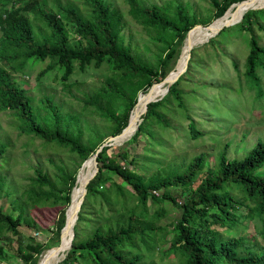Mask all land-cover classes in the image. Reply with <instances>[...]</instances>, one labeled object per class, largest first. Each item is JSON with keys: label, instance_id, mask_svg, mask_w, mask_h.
Here are the masks:
<instances>
[{"label": "trees", "instance_id": "obj_1", "mask_svg": "<svg viewBox=\"0 0 264 264\" xmlns=\"http://www.w3.org/2000/svg\"><path fill=\"white\" fill-rule=\"evenodd\" d=\"M125 1L131 18L143 27L154 29L156 38L163 40L164 47L157 54L156 62L143 59L124 40L123 12L109 0H81V3L52 0L51 7L41 0H0V110L10 112L20 132L39 137L46 145L52 143L65 147L83 161L94 153L105 137L120 132L127 124L133 105L138 101V92L145 93L153 82L160 81L174 67L186 42L184 38L188 29L196 23L209 24L212 19L220 17L230 4L240 0H211L212 13L205 17L188 10L179 0H171L167 4ZM172 5L174 8H171ZM241 5L237 6L240 8ZM232 10L236 9L231 8L229 12ZM32 17L38 20L41 27L34 24ZM263 20L264 7L246 9L239 21L223 26L209 38V42L216 45L220 39L224 41L227 38L217 36L223 29L249 33L244 69L238 77L243 74L245 84L255 90L253 98L261 99L262 104L264 88L259 72H264V42L260 41L255 28L264 30ZM70 28L74 34L72 41L68 33ZM205 32L206 29L202 31L203 34ZM190 51L185 71L168 86L162 97L147 102L146 110L140 114V121L130 136L113 154L108 152V144L97 153L98 169L86 183L70 247L53 264H152V259H144L154 252V235L164 236L162 226L155 224L154 218L158 219L165 213L160 204L166 200L179 208V215L172 221L173 231L169 239H161L163 250L160 252H174L177 264H264V244L253 235L237 234L235 227L241 216L257 217L264 226V140L258 139L241 157H228L224 147L217 152L213 166L206 168L199 177L206 158L204 151L194 154L187 161L176 163L174 158H170L164 163L145 148L149 162L158 164L156 170L146 175L129 166L134 159L128 144L136 143L141 137L148 138L151 145L162 144L155 135L153 125L173 127L165 113L172 103L188 115L189 135L195 138L203 134L194 118L185 112V98L189 93L179 86L186 76L192 80L193 86L198 82L192 77L195 68L199 67V59L195 55L197 48ZM36 59L49 60L42 72L54 65L61 68L64 81L75 67L83 70L89 65L99 67L107 61L111 66L110 74L84 99L85 104L91 105L92 111L106 123V129L99 130L94 123H88L86 136L80 128L70 124L79 119L71 113L62 116L59 119L61 122L57 121L56 106L50 96L42 100L46 113L40 116L32 95L15 75L23 72L27 61ZM232 64L237 70V62L233 60ZM238 81L240 89V81L243 80ZM141 93L139 102H142L138 107L144 104L147 96ZM6 146V142L0 140L2 163L6 159ZM34 171L35 175L30 176V183L21 196L25 203L32 206L44 203L60 205L51 228L56 245L72 192L80 186V174L76 185L78 173L75 170L59 167L55 179L38 167ZM105 171L116 174L130 188L114 179L105 185L108 180ZM3 185L0 175V189ZM171 186L177 190L181 188L182 201H177ZM128 194L134 202L125 211L117 209L113 219L109 215L110 206L117 204L119 199L125 200ZM95 196L101 197L102 207L99 210L104 208L101 215L106 212L110 220L100 222L101 215H97L91 221V233L81 237L78 222L85 220L91 197ZM147 200L158 204L153 214L146 211ZM20 203L18 198L11 201L12 211H18L15 216L0 204V232L19 233L21 220L31 225V218L23 214L26 205ZM152 215L153 218H150ZM218 225L231 229L228 231L231 233L221 231ZM261 235L264 236V231ZM28 238L30 240L24 244L25 253L16 247L15 255L21 257L24 264H36L40 253L52 243L40 242L32 235ZM9 257L6 245L0 241V264Z\"/></svg>", "mask_w": 264, "mask_h": 264}, {"label": "rangeland", "instance_id": "obj_2", "mask_svg": "<svg viewBox=\"0 0 264 264\" xmlns=\"http://www.w3.org/2000/svg\"><path fill=\"white\" fill-rule=\"evenodd\" d=\"M61 1L65 2L66 0ZM72 1L81 3V0ZM109 1L123 12L125 19V26L122 29L124 40L129 42L132 49L143 59L156 62L157 54L164 47L163 40L156 38L157 33L154 29L150 30L143 27L131 18L127 12L128 4L125 0ZM144 1L146 3L167 4L171 0ZM179 1L199 17H205L212 13L211 0ZM260 1L262 0H255L254 3H260ZM41 2L46 3L49 7L52 5V0H41ZM234 4H230L228 8ZM237 7V5H234L232 8L236 10L229 12L228 16L219 21L220 23L217 26L222 25V22L235 21L239 18L241 10ZM260 7H264V5ZM171 8H174V5ZM32 20L34 24L41 27L37 19L32 17ZM200 25L203 26L201 23ZM43 30L45 31V29ZM203 30L204 28L197 27L189 34L180 57L181 64H184V57L189 50L190 42L193 40L192 44H196L192 48H197L195 55L199 59V67L195 68V75H192L193 80L195 78L198 80L197 85L193 86L192 80L187 76L185 77L186 80H182L179 85L189 93L185 98V112L194 118L197 127L203 131V134L192 138L187 130L188 115L181 111L178 106L175 107L173 103L170 104V110L165 113L173 127L162 128L153 125V128L156 130V137L162 142L161 145H151L148 142V138L145 137L139 138L136 143L127 145L129 153L134 159V162L130 163L129 166L141 173L147 175L158 167L157 163L149 162L145 154V148L156 154L164 163L170 158H174L176 163L183 160L187 161L191 156L200 151L206 152L204 167L199 171V177L206 168L213 166L217 152L224 147L228 157H241L258 139L264 140V104H262L261 99L256 100L253 98L255 90L253 87L245 84L243 74H240V77H238L239 72H242L244 69V60L247 52L246 39L249 38V33L247 31L240 33L239 30H233L232 28L229 31L223 29L217 36L227 38L224 41L220 39V42L215 45L209 42V38L215 35H211L212 30L211 32L206 30L205 34L202 33ZM255 31L258 33L260 41L264 42V30L256 27ZM68 33L70 41H72L74 34L71 28ZM189 52L191 55V51ZM233 60L238 64L237 70L235 69L236 66L234 67L232 64ZM48 62V59L29 60L22 73H15L19 83L32 95L33 103L38 107L40 116L46 113V108L41 104L42 100L44 97L50 96L56 106L57 121L61 122L59 119L62 116L71 113L78 116L79 119L75 123L72 122L70 124L74 125L77 129L80 128L86 136L88 135V123H94L99 130L106 129V123L99 115L92 111L91 105L85 104L84 99L87 97V94L92 93L110 74V64L105 61L99 67L89 65L83 70L75 67L69 78L64 81L61 77L62 69L56 65L42 72ZM259 74L264 88V72L260 71ZM238 80H243L240 81V89L238 88ZM164 88V84H160L157 92L161 93ZM141 92L139 91L138 95ZM164 94L156 96L155 99L162 97ZM31 135L20 132L8 110H0V140L7 144L4 152V157H6L5 162L2 163L0 161V175L4 181V185L0 189V204L4 210L12 212L15 216L18 211L17 209L12 211L11 201L18 198L21 201L20 204L26 205L23 209V214L29 219L31 218V225L29 226L23 220L20 221V232L17 234L7 230L0 232V241L6 245L10 256L9 259L3 261L1 264H24L23 259L15 255V248L19 247L22 253H25L24 244L30 240L28 235H32L40 242L46 244L52 243V246L56 242L51 228L57 218L60 205L44 203L41 206H32L29 203H25L23 196H21L23 190L30 183V176L35 175L34 168L38 167L42 171L47 172L52 179L56 178L55 174L58 172L59 167L66 170H75L77 174L82 163L87 158L91 159V155L93 154L82 161L80 157L69 149L58 147L52 143L46 145L41 138L32 137ZM126 139L108 144L110 145L108 152L113 154L117 150V147ZM92 165V160L86 163L83 168L86 175L90 173L91 167L93 168ZM105 175L108 177L105 185H108L114 179L117 182H121L125 187L130 188L116 174L105 171ZM56 183H58L57 179ZM170 190L177 195L178 202L183 200L184 196L181 194V188L177 190L174 186H171ZM7 191L9 194H7ZM160 192L161 190H159ZM79 198L80 186L76 191V199L70 211V219L73 217L74 208ZM133 202V199L128 194L125 200L121 201L119 199L117 204L111 205L110 214L107 213L114 219L117 209L125 211ZM160 205L165 208V213L158 219L154 218V223L162 226L164 236H160L159 234L158 236L154 235L156 247L154 248V252L151 255H147L148 258L144 259V261L152 259V264H177L178 260L174 252L165 254L160 252V250L162 249L161 239L168 240L173 231L172 221L179 215V208L167 200ZM100 207H102L101 197H91L85 220L78 222L81 237L91 233L93 227L91 226V221L104 211V208L99 210ZM156 207H158L156 202L147 200L146 211L148 214H153L152 212ZM109 215L106 216V212H104L100 216L99 221H109ZM150 218H153V215ZM235 227L237 234L245 233L248 237L253 235L259 242L264 244V236L261 235V232L264 231V226L257 217L241 216ZM218 229L223 230L225 233H231L228 232L231 229H225L223 226L218 225ZM68 237L69 232L67 230L66 242ZM46 249L40 253L39 258ZM146 251L144 250V252ZM63 256L64 252L60 255L59 259ZM51 257L48 256L45 261L51 259Z\"/></svg>", "mask_w": 264, "mask_h": 264}, {"label": "water", "instance_id": "obj_3", "mask_svg": "<svg viewBox=\"0 0 264 264\" xmlns=\"http://www.w3.org/2000/svg\"><path fill=\"white\" fill-rule=\"evenodd\" d=\"M254 1L255 0H240V1H236V2H234V3H238V4H243L244 5V7H245V10L247 9V8H251V7H257L256 6V4L255 5H253V3H254ZM228 9V7L226 8V10ZM225 10V11H226ZM244 10V11H245ZM225 11H224V13H225ZM223 13V14H224ZM222 14V15H223ZM222 15H220V16H222ZM242 15H243V13L241 14V16L237 19V20H235V21H226V22H224L222 25H219V26H217V27H214L213 29H212V34L211 35H214V34H216L223 26H226V25H230V24H232V23H234V22H237L241 17H242ZM219 17V16H218ZM217 18V17H216ZM196 25H200V23H196L195 25H193L191 28H189L188 29V31H187V33H186V36L188 35V33L190 32V30L194 27V26H196ZM210 26H211V22L209 23V24H207V25H203V27H206V28H210ZM186 36H185V38H186ZM185 38H184V40H185ZM207 39V38H206ZM203 41V40H202ZM195 44H191L190 45V47H189V50H188V52H187V55H186V58H185V61H184V64H183V66L179 69V70H176L175 71V73L174 74H172L171 72L173 71V68L174 67H176V65H177V60H176V62H175V65H174V67L172 68V69H170V71L160 80V81H157V82H153L151 85H150V87L147 89V91H146V93H148V98H147V101L145 102V104H144V106H143V108H142V111L140 112V114L142 113V112H144L145 110H146V107H147V102L148 101H150V100H154L155 99V97H153V98H150V91L152 90V88L154 87V85H156V84H159V83H161V82H166L167 84H166V91L168 90V86L175 80V79H177L178 78V76L186 69V65H187V62H188V57L190 56V49L194 46ZM138 96L139 95H137V98H138ZM156 99H158V98H156ZM135 104H136V102H135ZM135 104L133 105V108H134V106H135ZM133 108H132V110H133ZM132 112V111H131ZM140 114L139 115H137V117H136V119H131V114H130V116H129V120H128V122H127V124L121 129V131L120 132H118V133H115V134H110V135H108L107 137H105V139L100 143V145L96 148V150L94 151V153L91 155V159H92V161H93V168H92V170H91V172L89 173V175L85 178V180H84V183H83V185H82V192H81V195H80V198H79V201H78V203L76 204V207L74 208L75 209V211H74V213H73V215H74V219L73 220H67V209H68V206H67V208H66V210H65V223H64V225L61 227V229H60V240H59V242L56 244V245H53V246H50V247H48L45 251H44V253H43V255L41 256V258H40V260L39 261H37V263L36 264H41V262L44 260V259H47L48 258V256H52V255H55V254H57L58 252H60L63 248H64V246H63V244H62V234H63V232L66 230V229H68V228H71V240H70V244H71V241H72V238H73V234H74V231H73V225H74V223H75V221H76V218H77V215H78V211H79V209H80V205H81V202L83 201V199H84V196H85V193H86V183L88 182V180L96 173V171H97V169H98V166H97V159H96V156H97V153L101 150V148H102V146L103 145H106V144H110V143H112V142H114L115 140H119L120 138H122L121 139V141L122 140H124V139H126L128 136H130V134L134 131V129L136 128V126H137V123L140 121ZM132 123H135V126H134V128H133V130L128 134V135H126L125 137H122L123 136V134L125 133V131L129 128V126L132 124ZM73 188V187H72ZM68 227V228H67ZM70 244H69V246H68V248L70 247ZM67 248V249H68ZM66 249V250H67ZM65 250V251H66ZM59 259V258H58ZM58 259L56 260V261H58ZM53 263H55V262H53ZM52 263V264H53Z\"/></svg>", "mask_w": 264, "mask_h": 264}, {"label": "bare ground", "instance_id": "obj_4", "mask_svg": "<svg viewBox=\"0 0 264 264\" xmlns=\"http://www.w3.org/2000/svg\"><path fill=\"white\" fill-rule=\"evenodd\" d=\"M263 3H264V1H260V3H253V5H255L256 4V6L257 7H260V6H262L263 5ZM234 5H238V3H235ZM234 5H232L230 8H228V10L222 15V16H220V17H218V18H216L215 20H213L212 22H211V26H210V28H206V27H203L202 25H196V26H194L191 30H190V32L191 31H193L195 28H197V27H202V28H204V29H206V30H209L210 32H211V30L214 28V27H216L217 26V24L218 23H220L219 21H221L223 18H226L227 16H228V12L230 11V9L234 6ZM239 10H241L240 11V14H242L243 12H244V10H245V7H244V5L242 4L241 6H240V8H239ZM241 16V15H240ZM238 19V18H237ZM236 19V20H237ZM224 22H222V24H223ZM189 32V33H190ZM189 33H188V35H189ZM187 35V36H188ZM187 36H186V38H185V40H184V42L186 41V39H187ZM194 41L192 40L191 42H190V44H192ZM194 44H196V43H194ZM198 45V44H197ZM183 46H184V44H183ZM183 46H182V49H181V52H180V55H179V58H178V60H177V65H176V67H175V70L173 71V72H171L172 74H174L175 73V71L176 70H179L182 66H183V64H181V62H180V57H181V55H182V51L184 50V48H183ZM186 55H187V53H186ZM186 55H185V57L184 58H186ZM160 84H164V86H165V88H164V90L161 92V93H159V92H157V90H158V88H159V85ZM166 82H161V83H159V84H156V85H154V87L152 88V90L149 92L150 93V98H153V97H156V96H159V95H162V94H164L165 92H166ZM158 85V86H157ZM157 86V87H156ZM141 94H146L147 96L145 97V101L143 102L144 104H145V102L147 101V98H148V93H141ZM139 97H140V94H139V96H138V101H137V103H136V105H135V107L133 108V110H132V114H131V119H136V117H137V115H139L140 114V112L142 111L141 109L143 108V106H144V104L143 105H141V106H139L138 107V105L142 102H139ZM137 108H141L138 112H134ZM134 126H135V123H132L130 126H129V128L125 131V133L123 134V136L122 137H125L126 135H128L132 130H133V128H134ZM121 139L122 138H120L119 140L117 139V140H115V142H118V141H121ZM89 160H92V159H86L83 163H82V166H81V168L79 169V171H81V173H80V195H81V192H82V185H83V183H84V180H85V176H86V172L83 170V168L85 167V165H86V163L89 161ZM91 170H92V167H91ZM79 171H78V174H77V179H76V185H77V183H78V175H79ZM91 172V171H90ZM76 190H77V187H75L74 188V190H73V192H72V196H71V202H70V205L68 206V209H67V220H70V215L71 214H69L70 213V211H71V207L73 206V204H74V201H75V199H76ZM78 203V202H77ZM76 207V206H75ZM74 211H75V209H74ZM73 212V211H72ZM68 214H69V216H68ZM74 219V215H73V217L71 218V220H73ZM68 230V232H69V237H68V240H67V242H66V231ZM70 240H71V228H68V229H66L64 232H63V234H62V244H63V246H64V248L60 251V252H58L57 254H55V255H52V257H51V260H50V262H48L47 264H52L55 260H57L59 257H60V255L68 248V246H69V244H70ZM43 255V253L41 254V256ZM41 256H40V258H41ZM40 258H39V260H40ZM45 261V259L41 262V264H43V262Z\"/></svg>", "mask_w": 264, "mask_h": 264}]
</instances>
